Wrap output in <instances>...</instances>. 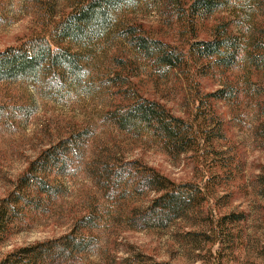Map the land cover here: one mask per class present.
Masks as SVG:
<instances>
[{
  "label": "rangeland",
  "instance_id": "374dc122",
  "mask_svg": "<svg viewBox=\"0 0 264 264\" xmlns=\"http://www.w3.org/2000/svg\"><path fill=\"white\" fill-rule=\"evenodd\" d=\"M149 1L140 0L124 14L126 19L186 51L190 33H179L180 27L162 9L147 6ZM224 5L199 24L198 40H210L212 28L223 23L251 40L264 38L253 29L263 26L260 18L255 16L249 24L234 15L227 2ZM250 5L258 13L256 4ZM67 6L65 0H0V52L37 38L51 39ZM124 51L119 41L88 51L90 68L85 87L78 89L73 86L61 93L29 81L0 83V106L11 113L0 123V202L15 191L41 152L73 135L91 133L86 147L65 158L69 164L59 180L60 196L45 201L35 221L0 244V260L20 248L69 234L90 212L101 217L90 233L97 248L71 264H124L137 256L169 264H264V72L250 70L245 63L218 69L209 60H192L181 69L161 72L134 64L137 76L131 81L138 92L200 132L198 147L175 156L116 131L102 119L119 103L118 90L108 83L116 74L126 77L119 63L112 62ZM221 89L227 91L226 100L209 97ZM127 161H138L176 184L198 185L207 199L202 211L166 230L136 231L114 222L122 209L116 212L107 200V187L96 181L93 169ZM230 214H243L244 219L220 221Z\"/></svg>",
  "mask_w": 264,
  "mask_h": 264
},
{
  "label": "trees",
  "instance_id": "16d2710c",
  "mask_svg": "<svg viewBox=\"0 0 264 264\" xmlns=\"http://www.w3.org/2000/svg\"><path fill=\"white\" fill-rule=\"evenodd\" d=\"M65 1L68 12L62 14L53 28L51 39L37 38L20 47L0 52V83L29 81L33 86L46 85L48 90L61 93L67 88L72 90L73 86L77 89L85 87L91 58L88 51L93 52L94 48L105 42L119 41L126 51L124 55L114 56L112 62L119 63L118 67L127 74V78L116 74L108 83V86L111 84L118 90L115 94L120 99L118 104L104 113L102 119L116 131L157 144L170 155L193 151L200 145V132L189 122L172 115L160 103L138 92L131 81L137 76L133 75L136 72L134 64L142 66L144 63L154 72H161L181 69L192 60H209L218 69L232 70L238 63H245L250 70L264 72V38L256 41L237 34L229 23L214 26L210 40H198L196 33L202 21L226 8L225 2L234 15L239 14L249 24L255 16L260 18L263 26L253 29L264 33V0L147 2V6L162 9L170 22L180 27L182 31L179 29V33H190L191 38L186 40V51L164 42L145 31L141 25L126 19L124 14L139 6L140 0ZM253 2L258 13H253V6L250 5ZM66 44L67 47L64 46ZM226 93L221 89L209 97L226 100ZM9 114L5 107L0 106V123L7 121ZM90 135L89 131L73 135L41 152L30 163L18 180L15 191L0 202V244L21 231L27 222L35 221L43 213L45 201L60 196L63 182L59 180L69 164H66L65 158L76 156L79 150L86 147ZM95 168L94 178L103 183L104 188L107 187V200L116 212L122 209L120 214L117 213L118 217L111 219L132 230L169 229L175 223L200 213L207 200L198 185L176 184L138 161L114 165L105 163ZM150 195L152 197L147 200ZM100 218L89 212L75 222L69 234L20 248L2 258L0 264H71L80 255L97 248V240L90 233L98 228ZM243 219V214H230L220 221L232 224ZM124 264L169 263L137 256Z\"/></svg>",
  "mask_w": 264,
  "mask_h": 264
}]
</instances>
